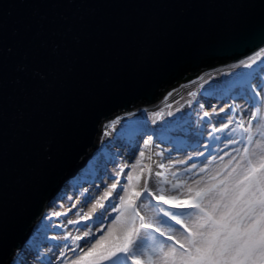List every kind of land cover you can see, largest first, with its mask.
<instances>
[{
	"label": "water",
	"instance_id": "water-1",
	"mask_svg": "<svg viewBox=\"0 0 264 264\" xmlns=\"http://www.w3.org/2000/svg\"><path fill=\"white\" fill-rule=\"evenodd\" d=\"M45 16L72 18L79 39L47 81L18 80L13 60L0 64V264L85 169L105 119L251 53L262 26L258 0H0V33L30 46ZM50 52L34 49L35 61L50 67ZM49 141L62 145L54 168L37 153Z\"/></svg>",
	"mask_w": 264,
	"mask_h": 264
},
{
	"label": "snow or ice",
	"instance_id": "snow-or-ice-1",
	"mask_svg": "<svg viewBox=\"0 0 264 264\" xmlns=\"http://www.w3.org/2000/svg\"><path fill=\"white\" fill-rule=\"evenodd\" d=\"M258 6L262 26L254 39L260 46L237 60V67L242 71L234 74L243 77L241 82L245 88L240 97L244 101L240 114L237 115L235 100L232 105L219 109L213 106L211 112L205 111L201 104V112L196 115L199 119L202 114L203 120L195 144L200 148L202 141L205 147L193 153L201 160L189 163L183 170L176 169L171 173L173 179H168L165 171H156L155 188L149 186L147 178L153 176L152 168L141 166L139 171L136 168L142 165L146 150L151 151L160 128L150 127L146 117L126 114V127L131 136L128 147L133 155L139 152L126 174L127 182L120 179L124 168L129 167L124 163L120 171L111 176L113 183L105 184L99 196L85 190L83 203L95 201L92 211H77V219L68 220V224L78 225L77 232L80 226L85 231L77 235L65 231L63 237H56L64 245V250H59L55 257L57 261L63 258L62 264H100L102 261L106 264H264V0H258ZM75 29L76 22L69 16H45L32 35L30 46L23 41L6 43L0 33V64L13 60L18 80L30 77L47 81L72 42L79 39ZM40 48L51 49L46 58L50 67H42L35 61L33 50ZM189 95L195 96V93ZM164 114L163 110L150 113L157 118ZM166 114L171 116L172 112ZM214 116H219L223 122L215 123ZM155 122L154 119L152 123ZM103 131L109 134L107 126ZM221 132L225 134L221 136ZM237 142L238 149L229 148ZM221 146L227 149L223 155L219 154ZM61 150L59 143L37 144L41 164L46 168L56 166ZM230 152L232 155L225 160ZM159 154L163 156V152ZM172 163L176 161L169 162V166ZM158 168L164 169L165 163H159ZM181 171L183 177L177 175ZM144 173L147 177L141 185L139 181ZM144 197H147L146 202ZM66 198L70 199L65 190L51 204L56 205ZM109 198L106 207L104 202ZM153 200L162 203L153 205ZM97 205L101 211L93 217ZM72 208H76V204ZM72 208L66 212L48 211L51 216L59 217L66 216ZM111 213H116L114 219ZM109 219L111 223L106 230L97 235ZM81 220L86 223L80 225ZM93 220L99 225L95 229ZM63 227L66 229L67 224ZM69 240L72 249L68 247ZM7 244V228L0 222V249H5ZM73 249L75 253L69 260L65 251ZM21 251L22 246H13L9 264H15ZM50 251V248L44 249L40 255ZM42 264H52L51 256Z\"/></svg>",
	"mask_w": 264,
	"mask_h": 264
},
{
	"label": "rangeland",
	"instance_id": "rangeland-1",
	"mask_svg": "<svg viewBox=\"0 0 264 264\" xmlns=\"http://www.w3.org/2000/svg\"><path fill=\"white\" fill-rule=\"evenodd\" d=\"M227 64L228 63H221L216 66L202 70V72H200L197 76L189 80L180 82L179 85L166 92L160 98L161 100H157L156 102L152 103V105L154 104L153 108H143L133 113L137 117H143V114L145 113L146 115H149V118L153 119L150 113L156 112L158 110H163V112L166 114L167 112L165 110L167 108L170 109L172 113H176L185 105H188L187 107H193L192 119L187 122V125L184 126L183 129H179L178 132H174L175 135L180 136V138L176 139V141L171 138H168L167 136H163L158 133L156 134V136L154 137L155 144L151 146V151L149 152L146 150V157L142 158V165H137L136 168V171H139V168L141 166H149L153 170V176L147 177V173L141 174V180L139 181V184L142 185L144 179L147 177L149 180V186L155 188L156 185L154 183V173L156 171H165L168 174V179H173L171 173L174 172L176 169L183 170L187 168L189 163L196 164L201 160V157L193 155V153H195L196 151H203L205 147L202 141L200 148H197L195 144V140L198 138L196 133L200 127L201 121L203 120L202 114L199 119L196 115V113L201 112V104L203 105V109L205 111L211 112L213 106L219 109L224 107V105H232L233 100H235L236 105L238 106L237 115L240 114V107H242L244 103L243 99H241L240 97L245 92V88L242 82H236L234 86H231V90H229L228 86H225V90L223 89L220 94H215L214 92H212L214 89L219 86H222L223 84H227L230 81L234 83V80L239 79L240 75L234 74L240 73L242 69L237 67V65L226 66ZM169 93H171V95H169ZM189 93H195V96H191L189 95ZM194 99H196V101H194V105L189 103V101L192 102ZM159 101L161 102L158 104L157 102ZM197 101H199V104H197ZM224 111L228 112V109L225 108ZM220 115H223V113H221ZM127 121L128 117H115V119H113L111 123H108L106 125L108 127L109 132L108 135L104 134L103 128L105 126L101 124V129L97 139L99 145L93 151V153H91V156L88 161L94 159V157L97 156L99 147L104 144L106 145V143L108 144V139L110 140L112 137H114L113 149L115 150L116 154H114V156H111L110 158H106L102 166L99 167L96 171H94L93 175H88L87 177L82 178L79 182L75 184H72L71 181L65 183V188L61 189L58 194H62L66 190L67 197H70V199L66 198L61 203H58L56 205H52L51 203L48 204L42 216V219H47V224H50L51 229L54 230H47V235L40 236V238L35 241V243L30 241V238L26 239L25 242L22 244V251L16 256L15 264H22V262L23 264H42V261L46 260L49 256H51L52 258V264H62L63 258H61V261H57L55 257L59 255V250H64V245L60 240H57L56 237H63L65 231L72 233V235H77L85 231V229L80 226L79 232H77L78 225L68 224V220L77 219L75 215L77 211H82L84 213L92 211L95 201H88L86 204L83 203L85 190H87L88 192H95V194L99 196L105 184L113 183L111 176H113L116 172H119L121 166L124 163H127L129 167L124 168V172L121 173L120 179L124 182H127L126 174L131 170V165L135 163V159L139 156L138 150L136 151L135 155H133L132 151L128 147V143L131 139L130 134H128V137L116 136L117 129L126 125ZM214 122L219 123L223 121L220 120L219 116H214ZM148 134L152 135V133ZM224 134V132H221L220 135L223 136ZM140 144L141 146H143L142 140L140 141ZM239 147V142L229 146V148L237 149ZM221 149L222 150L219 154L223 155V151H226L227 149H224L223 146H221ZM160 152H163V156L159 154ZM231 155L232 153L230 152L229 156L224 157V159H229ZM149 156L150 159L148 158ZM171 161H176V163H172L169 166V162ZM179 161H184V163H180ZM159 163H165V168L159 169ZM199 174L200 173H197V175ZM177 175L183 177V172L181 171L177 173ZM166 187L169 186L166 185ZM113 194L115 195V190H113ZM57 195H55L53 199ZM110 200L111 198H109L108 201L104 202L106 207ZM146 201L147 197H144V202ZM157 203L162 202L153 200V205ZM73 204H76V208H72ZM70 208H72V210L70 212H67L66 216L59 217H51V214L48 211V209H52L54 211L66 212V210ZM99 211H101V209L97 205L96 211L93 212V217H95L96 213ZM115 214L116 213H111V217L113 219L115 217ZM40 222V220L35 222L32 229L33 231L31 230L33 235L35 234V231L40 232V230L38 229L41 225ZM84 223H86V221L81 220L79 222L80 225H83ZM109 223H111L110 219L105 222V228L102 229L100 233H97V235L103 234V231L106 230L107 225ZM65 224H67L66 229L63 227V225ZM98 226L99 225L96 223V220H93V229ZM32 234L31 239L33 237ZM68 247L70 249L73 248L70 240L68 242ZM49 248L51 249L50 252L40 255L44 249ZM74 253V249L72 252L65 251V256L67 257V259L71 260L73 258ZM100 264H106V262L102 261L100 262Z\"/></svg>",
	"mask_w": 264,
	"mask_h": 264
},
{
	"label": "trees",
	"instance_id": "trees-1",
	"mask_svg": "<svg viewBox=\"0 0 264 264\" xmlns=\"http://www.w3.org/2000/svg\"><path fill=\"white\" fill-rule=\"evenodd\" d=\"M258 66V65H257ZM229 82V81H228ZM236 83V81L234 80V83L232 81H230L227 84H223L222 86L217 87L216 89H214L212 92H214L215 94H220V92L224 89L225 90V86H234V84ZM194 101H196V99H194L191 104L194 105ZM188 105L183 106L179 111H177L176 113H172L171 116L164 114L162 117H153L149 118V115H146L145 113L143 114V117H146L147 122L149 124L150 127L152 128H157L159 126L160 131L158 132V134L163 135V136H167L168 138L173 139L174 141H176V139L180 138V136L175 135L174 132H178L179 129H183L184 126L187 125V122H189L192 119V110L193 107H187ZM166 112L170 111V109H166ZM149 114V113H147ZM141 117V116H139ZM155 119V124L152 123V121ZM128 134H130V130L126 127V125L120 127L117 129L116 131V136H125L128 137ZM178 136V137H176ZM114 137H112L110 140L108 139V144L106 143V145H101L99 147V151L97 153V156L94 157V159H92L88 164L85 170H83L82 172H80V174H78L77 178L72 180V184L79 182L82 178L87 177L88 175L91 176L93 175L94 171H96L99 167L102 166V164L104 163L106 158H110L111 156H114L115 150L113 149V145H114ZM86 159V157H85ZM52 217V216H51ZM49 217V218H51ZM48 218V219H49ZM41 225L39 226V230L40 232L35 231V234L33 235L31 241L33 243H35V241H37L40 236L45 235V233L47 232V230H49V228H51L50 224H47V219L43 218L41 219ZM47 224V225H46Z\"/></svg>",
	"mask_w": 264,
	"mask_h": 264
},
{
	"label": "bare ground",
	"instance_id": "bare-ground-1",
	"mask_svg": "<svg viewBox=\"0 0 264 264\" xmlns=\"http://www.w3.org/2000/svg\"><path fill=\"white\" fill-rule=\"evenodd\" d=\"M250 54V53H249ZM244 58V56L243 57H241V58H239V59H243ZM239 59H237V60H239ZM237 60H230L229 62H227L228 64L226 65V66H233V65H237ZM158 100H161V99H158ZM161 101H159V102H157L158 104L160 103ZM154 107V104L152 105V104H142V105H137V106H135V107H133L131 110H128V111H125V112H121V113H119V114H116L115 116H113V117H111L110 119H105L104 121H103V123H102V125L103 126H106L108 123H111L112 122V120L113 119H115V117H128L126 114H129V113H131V114H133V113H135L137 110H140V109H143V108H153ZM66 183V182H65ZM63 184V186H62V189L63 188H65V186H66V184ZM58 194V193H57ZM56 194V195H57ZM40 221H41V219H40ZM33 231V230H32ZM32 231H31V233H30V235L28 236V238L27 239H29L30 238V241H31V234H32ZM33 235V234H32Z\"/></svg>",
	"mask_w": 264,
	"mask_h": 264
}]
</instances>
